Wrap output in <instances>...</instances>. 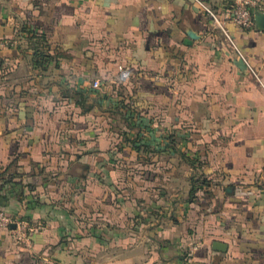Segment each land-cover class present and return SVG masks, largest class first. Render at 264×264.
I'll list each match as a JSON object with an SVG mask.
<instances>
[{"label":"crops","instance_id":"0c3cea01","mask_svg":"<svg viewBox=\"0 0 264 264\" xmlns=\"http://www.w3.org/2000/svg\"><path fill=\"white\" fill-rule=\"evenodd\" d=\"M201 2L0 0V264H264V30Z\"/></svg>","mask_w":264,"mask_h":264},{"label":"built area","instance_id":"2783aa9c","mask_svg":"<svg viewBox=\"0 0 264 264\" xmlns=\"http://www.w3.org/2000/svg\"><path fill=\"white\" fill-rule=\"evenodd\" d=\"M202 3V2H201ZM207 10L208 15L212 20V27L218 30L223 36L222 45L226 48H230L237 52L245 63L249 64L246 56H244L238 47L237 41L232 32L227 28L226 23L230 19L237 27L254 30L256 28V22L253 14V7L256 5L255 0H232V5L229 10V14L224 18L212 7L202 3ZM254 75L258 78L259 75L256 71H253ZM132 73L130 69L124 66L119 67V78L121 81L126 82L130 79ZM101 83L99 80L93 82L94 88H99ZM11 232L17 243H27L32 234L33 228L29 221L26 219L14 216L8 213L6 210L0 208V231ZM196 248V246H195Z\"/></svg>","mask_w":264,"mask_h":264},{"label":"water","instance_id":"95a60500","mask_svg":"<svg viewBox=\"0 0 264 264\" xmlns=\"http://www.w3.org/2000/svg\"><path fill=\"white\" fill-rule=\"evenodd\" d=\"M255 20H257L256 28H261V30H264V13L259 12L258 15L256 16ZM213 247L217 251H226L228 248V245L216 241V242H214Z\"/></svg>","mask_w":264,"mask_h":264},{"label":"trees","instance_id":"16d2710c","mask_svg":"<svg viewBox=\"0 0 264 264\" xmlns=\"http://www.w3.org/2000/svg\"><path fill=\"white\" fill-rule=\"evenodd\" d=\"M47 57L48 55L45 52H37L34 56L35 63L39 64L43 62ZM137 145H138V141L136 140L135 146L137 147Z\"/></svg>","mask_w":264,"mask_h":264}]
</instances>
